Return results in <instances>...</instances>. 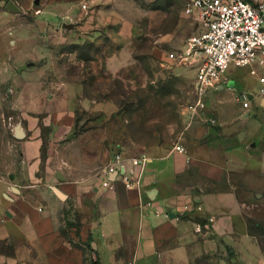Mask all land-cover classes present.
Returning <instances> with one entry per match:
<instances>
[{
  "label": "crops",
  "instance_id": "crops-1",
  "mask_svg": "<svg viewBox=\"0 0 264 264\" xmlns=\"http://www.w3.org/2000/svg\"><path fill=\"white\" fill-rule=\"evenodd\" d=\"M228 69L188 120L183 151L148 152L132 189L113 177L102 187L114 155L126 168L136 156L110 145L104 128L74 132L72 118H47L48 131H30L19 121L25 137L11 135L20 145L6 179L0 156V264H188L226 250L233 263L223 264H264V69Z\"/></svg>",
  "mask_w": 264,
  "mask_h": 264
},
{
  "label": "rangeland",
  "instance_id": "rangeland-1",
  "mask_svg": "<svg viewBox=\"0 0 264 264\" xmlns=\"http://www.w3.org/2000/svg\"><path fill=\"white\" fill-rule=\"evenodd\" d=\"M9 1L19 14L6 10ZM195 33L181 0H0L5 179L19 121L31 131L44 130L47 118H72L76 131L104 128L110 145L136 156L182 143L195 99L198 61L185 54ZM257 237L264 246V223ZM233 257L203 253L188 264Z\"/></svg>",
  "mask_w": 264,
  "mask_h": 264
},
{
  "label": "built area",
  "instance_id": "built-area-1",
  "mask_svg": "<svg viewBox=\"0 0 264 264\" xmlns=\"http://www.w3.org/2000/svg\"><path fill=\"white\" fill-rule=\"evenodd\" d=\"M183 13L194 17L201 31L188 39L186 57H196L198 65L195 73V99L189 107L191 116L204 108L209 91L216 90L225 80V73L234 67H260L264 69V0L254 4L248 0H181ZM82 9H86L82 5ZM259 95L264 98V76L258 78ZM243 109L249 102L242 95ZM175 150L183 151L176 145ZM145 154L130 159L126 168L120 154L114 155L105 167L102 187L111 185L110 177L119 181L124 188L138 185L144 164ZM189 213L198 212V206H184Z\"/></svg>",
  "mask_w": 264,
  "mask_h": 264
},
{
  "label": "water",
  "instance_id": "water-1",
  "mask_svg": "<svg viewBox=\"0 0 264 264\" xmlns=\"http://www.w3.org/2000/svg\"><path fill=\"white\" fill-rule=\"evenodd\" d=\"M6 10L8 12L17 13V14H19L21 12L19 10V8H17L12 1L7 2V4H6ZM62 28H65L67 30H71V29H73V26L71 24H63L62 25ZM229 86L232 87V84H230ZM12 136L15 139H17V140H22L25 137V133H24V131H23L20 123L14 127ZM195 221L199 225H203V223H204L205 220L202 219V218H195Z\"/></svg>",
  "mask_w": 264,
  "mask_h": 264
},
{
  "label": "trees",
  "instance_id": "trees-1",
  "mask_svg": "<svg viewBox=\"0 0 264 264\" xmlns=\"http://www.w3.org/2000/svg\"><path fill=\"white\" fill-rule=\"evenodd\" d=\"M74 132H77V131L74 129Z\"/></svg>",
  "mask_w": 264,
  "mask_h": 264
}]
</instances>
